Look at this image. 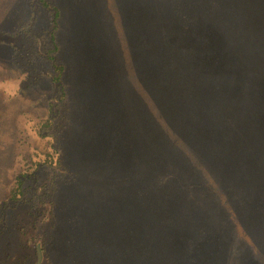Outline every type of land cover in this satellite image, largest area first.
<instances>
[{
	"label": "trees",
	"instance_id": "16d2710c",
	"mask_svg": "<svg viewBox=\"0 0 264 264\" xmlns=\"http://www.w3.org/2000/svg\"><path fill=\"white\" fill-rule=\"evenodd\" d=\"M148 2L152 11L151 30L149 31L146 15L145 22L140 20L142 33L139 42L140 58L132 63L137 72L140 69L138 75L141 79L140 87L146 85L143 81L149 83L148 86L153 82L158 93L150 100L155 114L149 117V121L153 119L152 123L156 131L158 130L157 142H181L175 151L174 163L179 169L170 170L163 162L158 161V172L154 174L152 180H146L140 177L138 167L131 165L126 169V166L122 165L121 172L126 169V173L117 175L111 186L115 190L123 191L135 185H143L142 187L146 189L144 186L146 182L153 189L156 186L154 198L143 189L140 191L141 202L157 211L153 221L171 222L168 224L173 225V228H170L173 232L170 233L173 241L177 237L185 245L191 243L192 248L199 235L205 233V229H197V222L204 221V216L208 214L198 211L196 205L202 202L204 205L207 203L208 207L212 206V200L204 198L200 190H206L205 192L210 190L212 198L215 196V199L220 190L224 191L226 201L219 198L215 200L213 206L220 205L221 202L229 207L234 217L238 218L244 205L249 207L264 205V155L260 149L251 150L254 148L245 143L250 136L253 137V142H264V138L259 139L258 134L255 137L261 125L258 126L252 115L247 113L250 110L248 100H245V107L240 109L239 114L236 110V100L232 97L236 92L241 93V98L253 94L258 86L252 87L247 81H243L242 88L235 91L239 87V81L235 79L238 70L230 71V65L227 66V60L230 62L229 53L234 50L240 56L238 69L244 73L248 69L247 59L252 60L250 65L253 64L256 68L261 63L264 64L262 30L264 0H148ZM41 3L48 16V27L41 37L37 31V15L32 12L29 22L24 24L26 26L22 25L9 33L2 31L0 38L2 40L0 42L13 50L12 63L17 72L16 77L8 76L6 82H18L20 87L13 95L3 91L7 97L1 100L9 103L23 94L41 92L44 90L41 86L50 79L54 84H58L53 100L49 102L50 109L53 106L49 117L46 114L38 116L32 112L21 113L25 126L29 130H35L37 137L45 131V136L50 137L54 146L50 148V144L42 153H30L26 159L28 165L18 161L17 167H14V183L9 185L8 196L2 200L4 206L0 204V264H37L36 246L40 242L43 250L47 249L46 246L58 250L61 233L69 231L61 230L62 226H65L64 217L67 209L60 210L57 205V199L62 198L64 184L73 179L78 183L77 186H84L87 189L101 184L93 174L94 164L82 166L72 162L68 157H63L66 153L60 142L67 140L71 136L69 134L78 133V121L75 111L73 112L74 99L70 94V85L66 80L69 76L68 66L61 62L59 57L63 53L59 39L62 29L61 11L48 0H42ZM253 18L255 21L258 20V23L250 29ZM41 39L43 47L40 45ZM251 40H257V46L259 43L261 46L252 49L249 44ZM217 46L218 48L213 50ZM212 57H216V60ZM142 77L146 79L142 81ZM150 93L151 88H146V93L142 94V101L143 99L148 101ZM41 94L43 95V92ZM172 119L181 124L176 134H173L172 128L167 124V120ZM141 125L143 126V121ZM18 132L20 136L23 135L22 128H19ZM143 133L147 138L144 130ZM19 141L23 142L25 138L20 137ZM58 142L59 146H56ZM192 142H199L198 148L202 145V148H205L204 142H239L232 143L231 147L235 145L241 151L236 152L235 158L228 161L218 155L206 160L205 163L196 162L198 158L192 154L194 150L187 148L192 147ZM185 143L189 146H185ZM248 148L250 151H243ZM42 154L46 156L45 159ZM197 163L203 166H198ZM119 167L121 166L118 165L117 169ZM183 169H190V173L195 172L199 180L190 179ZM229 185L232 186L229 187L232 191L236 190L235 193L228 188L224 189ZM170 190L175 191L173 196L169 194ZM227 190L231 193H226ZM180 192L186 193L177 195ZM238 193L239 199L236 197ZM19 200L23 202L15 207ZM82 200L84 204L89 203L87 199ZM73 202L76 204L75 200ZM112 202L117 204L114 199ZM223 205V212L229 214ZM83 209L84 205L80 213ZM70 214L69 221L79 217L76 212ZM225 217L228 218L227 222L215 232L223 238L229 236L227 229L230 227L226 226L229 222L228 215ZM80 222L77 226H81ZM186 225L192 226L191 232L180 227ZM237 228L242 230L244 239L248 241L239 243L242 254L249 253L246 258L249 262L252 261L251 264H264V227L259 234L254 233V225L250 229L241 223ZM77 230L79 229L76 228V232ZM190 247L186 245L172 250L174 257L179 258L180 264H186L184 260L190 254ZM47 253L48 264H54L57 252Z\"/></svg>",
	"mask_w": 264,
	"mask_h": 264
},
{
	"label": "rangeland",
	"instance_id": "374dc122",
	"mask_svg": "<svg viewBox=\"0 0 264 264\" xmlns=\"http://www.w3.org/2000/svg\"><path fill=\"white\" fill-rule=\"evenodd\" d=\"M41 1L0 0V38L2 31L13 32L29 22L32 12L37 15V31L41 37L40 35L48 27L47 12ZM48 1L58 6L61 11L62 29L59 39L63 53L59 57L61 62L68 66L69 76L66 80L70 85L71 97L74 99L73 112L75 111L79 129L77 134H69L71 136L67 140L60 142V146L65 149L66 153L63 157H68L72 162L82 166L94 164L93 174L101 184L88 189L84 186H77L75 179L68 180L64 184L62 198L57 199V205L60 210L67 209L64 217L65 226H62L61 230L69 231L61 233L58 250L51 246H46L47 249L43 250L42 243H37V264H39V245L42 248L41 264H48L47 251L50 254L57 252L55 259L57 262L54 260V264H180L179 258L174 257L172 250L178 247L183 248L186 245L190 247L191 243L185 245L177 237L173 241L170 236V233L173 234L170 230L173 225L168 224L171 222L153 221L157 211L152 206L143 205L141 202L140 191L143 189L150 194L151 198H154L156 186L153 189L146 182L144 185L146 189L142 187L143 185H135L127 191L118 188L115 190L111 186L114 178L119 174H125L126 169H129L131 165L138 167L140 177L146 180H152L154 174L158 172V161L163 162L170 170L179 169L174 166V163L175 151L181 142H157L158 130L156 131L152 123L153 119L149 121V117L155 114L150 100L154 99V94L157 96L158 93L155 91L153 82L148 86L149 83L143 81L145 77H142V81L146 85L140 87L141 79L138 76L140 69L137 72L138 70L133 67L134 63H132L140 58L139 42L142 38L140 20L145 22L146 15L149 31L151 30L152 11L148 0ZM175 23L176 20L173 24ZM257 23L258 20L255 21L253 18L250 29ZM262 30H264L263 27ZM218 36H216L217 39ZM6 38L10 39L9 36ZM40 43L43 47L42 39ZM249 44L252 49L261 46L260 43L257 46V40H251ZM218 46L213 50H216ZM10 48L0 42V204L3 206L2 200L7 198L9 185L15 180L13 177L16 164L20 162L28 165L29 162L26 159L29 158L30 153H42L43 149L50 147V144V148L54 146L50 137L45 136V131L37 137L35 130H29L25 126L22 112H32L38 116L46 114L49 117L53 108L51 106L50 109L49 102L53 100L54 91L58 86L50 79L41 86L44 89L40 90L43 95L41 92L32 91L9 103L1 100L7 97L3 91L13 95L20 88L18 82H6L8 76L11 78L17 76L12 63L13 50ZM252 51L256 53L255 50ZM229 54L230 62L227 60V66L230 65V71L238 70L235 79L239 81V87L235 91L242 88L243 81H247L249 86H258L253 94H247L241 98V93L236 92L232 97L236 100V110L239 114L240 109L245 107V100H248L250 110L247 113L252 115V119L257 125L259 124L258 126L261 125L255 137L258 134V138L262 139L264 138V64L261 63L256 68L253 64L250 65L252 60L247 59L248 69L244 73L238 69L240 56L236 50ZM212 58L216 60V57ZM147 86L151 88L150 98L148 101L145 99L142 101V94L146 93ZM167 124L172 128L173 134L179 132L177 130H180V122L172 119L167 120ZM19 128L23 129L21 136L18 132ZM20 137L25 138V141L20 142ZM253 141V137L250 136L245 143L254 148L251 150L260 149L259 151L264 155V142ZM195 143L192 142V147L187 148L194 150L192 154L198 158L196 162L205 163L206 160L218 157V155L228 161L235 158L236 152L241 151L235 145L231 147L239 142H204L205 148H202L203 145L198 148L199 142ZM56 146H59V142ZM185 146L189 144L185 143ZM243 151H250V149ZM44 154H42L43 159L46 158ZM118 165L121 167L117 169ZM122 165H125L126 169L121 172ZM196 165L203 166L201 163ZM87 168L91 169V167ZM181 170L182 168L180 172ZM183 171L190 179L197 178L195 172L190 173V169H183ZM35 172H37L36 169ZM229 187L232 186L229 185L224 189L231 190ZM205 191L200 190L204 198L212 200H210L212 206L208 207L207 203L204 205L202 202L196 205L198 211L208 212L205 215L207 217L204 216V221L197 222V229H205V233L200 234L193 242L190 254L184 262L186 264H251L252 261L249 262L246 258L249 253L244 255L240 249L239 243L248 241L244 239L242 230L237 226L243 223L246 228L252 229L251 226L254 225V233L259 234L264 227V210H262L264 205L257 204L253 207L244 205L241 211H238L240 213V218H238L234 217L229 207L221 202L220 205L213 206L215 200L219 198L226 201L227 196L223 193L224 191H219L217 199L214 198L215 196L212 198L210 190ZM228 192L235 193L236 190H231V192L227 190L226 193ZM185 193L180 192L177 195ZM169 194L173 196L175 191L170 190ZM236 197L239 199L240 194H236ZM83 198L89 201L87 202L89 205L84 204ZM113 199L117 201V204L112 202ZM22 202V200L17 201L15 207ZM83 205L84 209L80 213ZM222 205L229 214L223 212ZM217 207L220 209L218 210ZM70 212H76L78 219L69 221ZM225 215L229 217L226 226L230 227L227 229L229 236L223 238L215 232L227 222L228 218ZM79 222L81 226H77ZM180 227L189 229L191 232L192 226ZM76 228L79 229L77 232Z\"/></svg>",
	"mask_w": 264,
	"mask_h": 264
},
{
	"label": "water",
	"instance_id": "95a60500",
	"mask_svg": "<svg viewBox=\"0 0 264 264\" xmlns=\"http://www.w3.org/2000/svg\"><path fill=\"white\" fill-rule=\"evenodd\" d=\"M41 261H42V248L39 245L38 246V263L41 264Z\"/></svg>",
	"mask_w": 264,
	"mask_h": 264
}]
</instances>
